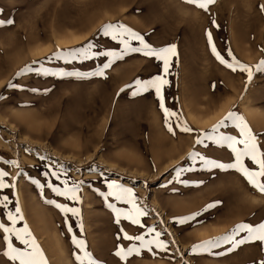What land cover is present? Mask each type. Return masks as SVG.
<instances>
[{"label": "rangeland", "instance_id": "1", "mask_svg": "<svg viewBox=\"0 0 264 264\" xmlns=\"http://www.w3.org/2000/svg\"><path fill=\"white\" fill-rule=\"evenodd\" d=\"M9 19L12 24L0 25V170L9 173L5 180L15 187L0 189V197L11 201L7 209L0 207V222L10 224L6 212L18 203L24 220L16 227L27 223L48 264H80L75 257L84 252L72 243L73 236L86 242L100 264H259L264 259V244L258 241L236 247L223 239L233 237L240 223L264 222V193L234 169L204 167L189 157L199 151L219 163L234 162L226 146L195 144L198 135L209 132L229 111L242 116L264 143V72L255 70L264 60V0H215L207 11L186 0H0V20ZM108 24L130 27L157 49L176 45L163 89L165 106L192 133L180 131L176 117L166 123L154 90L132 95L135 80L163 74L161 61L130 52L97 76L110 58L67 55L88 44L94 52L122 51L118 41L103 35ZM209 31L225 59L231 62V50L253 68L251 82L246 73L233 72L215 58ZM131 43L139 46L138 41ZM41 66L47 74H37ZM26 67L34 70L17 75ZM10 83L19 87H8ZM220 130L239 138L231 123ZM6 161H16L18 167ZM245 162L258 170L247 158ZM181 168L193 170L177 177ZM50 170L61 172L69 186L82 181V202L31 182L46 185L51 179L62 188L60 181L43 175ZM113 181L131 188L148 212L141 217L143 229L123 219L115 223L108 204L130 205L105 199ZM49 200L77 207L81 216L66 215ZM214 202L216 207L202 211ZM197 212L201 214L187 224L174 223V218ZM148 227L164 233L160 239L167 250L153 245L127 261L115 255L117 245L139 246L117 239L121 228L149 240L154 233L146 234ZM2 237L0 231V264L7 259ZM217 238L219 246L192 251Z\"/></svg>", "mask_w": 264, "mask_h": 264}, {"label": "snow or ice", "instance_id": "2", "mask_svg": "<svg viewBox=\"0 0 264 264\" xmlns=\"http://www.w3.org/2000/svg\"><path fill=\"white\" fill-rule=\"evenodd\" d=\"M186 2L196 5L197 7L208 10V6L215 3V0H186ZM13 21L9 20H0V25L4 24H12ZM215 23V21H213ZM103 35L110 36L113 41H118L119 45H122V51H92V45L88 44L86 46L81 47L80 49H76L72 52H69L67 55L72 59H92L94 57H108L110 58L107 63H104L100 70L95 72L94 75L104 76V70L111 67L112 63L115 62L116 59H123V57L130 52L134 53H142L145 57H154L155 59L162 62L163 74L156 75L153 78L147 80L137 79L134 82L135 91H133L132 95H140L142 93H147L154 90L157 99L159 100V107L164 112L166 123L168 122V118L176 117L180 131L185 133H192L193 129L189 127L186 122L180 120V116L178 113L171 111L165 106V98L163 94V89L166 85H168L169 81L166 78L169 74L170 58L177 55L176 45H170L162 48H155L151 44H149L143 35L134 31L130 27L123 24H108L103 28ZM208 43L211 47V52L215 56V58L225 67L229 68L233 72L240 71L242 73L247 74V82H251L253 78V68L249 65L243 64L238 61L229 50L228 55L232 57L231 62L225 59L224 56L220 54L217 50L213 40L212 34L209 31L207 33ZM132 41H138L139 46L133 47ZM36 63V62H34ZM31 67H26L17 75H23L25 72L33 71ZM256 72H264V60H261L255 66ZM37 74H47V69L41 68L35 69ZM55 74V73H53ZM8 87H19V85L10 83ZM131 87V86H129ZM246 90V89H245ZM33 91H39L38 89H34ZM124 91V89H121ZM229 123H231L235 129H238L239 138L237 135H230L222 132L221 128H228ZM168 130L170 132L173 131L172 125L168 123ZM174 134V133H173ZM205 141H210L216 145L226 146L231 149L232 154H234V162L233 163H219L216 160H211L202 155L199 151H192L189 153V157L193 164L197 161L201 162V165L208 168H217V169H234L238 173H240L248 183L254 187L260 193H264V182H261V178L264 177V151H262V147H264V143H262L258 136L254 134L253 130L250 128L248 123L244 120L242 116L237 115L235 112L229 111L228 114L221 119L217 124L213 125L209 132L201 133L197 136L195 140L196 145H203L204 148H207L208 145ZM246 158L251 162L252 165L258 167V170H252L246 164ZM45 157H41V160H44ZM6 163H10L16 165L18 164L16 161H6ZM62 167V166H61ZM193 169H184L181 168L176 171L177 177H179L184 171H192ZM66 174V173H65ZM9 175L8 172L0 170V189L14 188L15 184H9L6 182L5 177ZM45 177H53L55 180L60 181L63 187H59L52 182L51 179L47 180L46 185L41 184L39 180L32 179V183L37 184L39 187L44 188L45 186L57 196L65 197L70 201L82 202L81 197L78 193L81 191V182H74L69 186V181L67 179L61 180V172L50 170L43 174ZM105 195V199L108 197H114L116 201L123 202L126 205H130V208H118L116 204L109 203L108 207L112 209L115 214V223L119 225L121 220H127L132 225L139 226L140 228H144L145 225L141 221V217H146L148 212L142 208L137 200L136 194L133 192L131 188H126L115 181L108 184V192ZM50 204H53L56 208L60 209L61 212L67 214H71L72 216L80 217L81 210L77 207H69L67 204H60L54 200L47 201ZM11 201L7 195L0 197V207L3 209H7ZM216 207V202L208 204L202 210L207 212L210 208ZM201 213H193L190 216L177 217L174 218V223L184 225L196 219ZM7 221L10 224H5L0 222V231L3 233V241L5 242L6 248L3 251V257L7 259L3 261V264H9V262H13V264H48V260L41 249L40 245L37 243L35 236L32 234L29 229L27 223L23 225V227H16L17 223L24 220V216L21 208L18 203L15 206L14 211L6 212ZM67 222V221H66ZM81 229L83 228L82 223L78 225ZM68 231L72 232L71 224L68 225ZM166 231V230H165ZM241 232H245L247 235L242 239L234 240V235L239 234ZM121 235L117 237V239H123L127 241L139 242V246L136 243H132L130 246L125 248L122 245H117V251L115 255L119 257L123 261H127L129 257L135 255H139L141 249L151 250V246L155 245L156 248L161 250H167V243L160 239V237L164 234L160 231H156L154 227H148L147 233L152 236V239L146 240L145 235H129L127 231H124L123 228L120 229ZM233 237L226 236L224 237V242H228L232 240L236 247H239L245 243H254L260 242L264 244V222L258 223L253 226L248 223H240L236 225L235 233ZM13 238L15 241L19 242V246H17L13 242ZM72 243L80 250L84 252L83 257L77 255L75 258L80 264H100V262L93 258L92 253L86 250V242L83 239H77L75 236L72 237ZM221 240L219 238L215 240L204 241L202 244L194 246L192 249L193 252L198 250L207 251L211 248L219 246ZM259 264H264V259L259 261Z\"/></svg>", "mask_w": 264, "mask_h": 264}, {"label": "bare ground", "instance_id": "3", "mask_svg": "<svg viewBox=\"0 0 264 264\" xmlns=\"http://www.w3.org/2000/svg\"><path fill=\"white\" fill-rule=\"evenodd\" d=\"M200 121V120H199Z\"/></svg>", "mask_w": 264, "mask_h": 264}]
</instances>
